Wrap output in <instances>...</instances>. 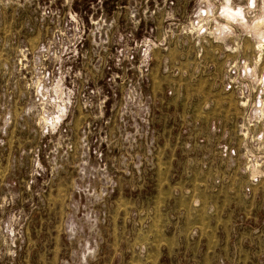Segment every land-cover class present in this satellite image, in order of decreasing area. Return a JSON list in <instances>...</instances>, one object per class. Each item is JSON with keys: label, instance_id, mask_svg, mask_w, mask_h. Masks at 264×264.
Masks as SVG:
<instances>
[{"label": "rangeland", "instance_id": "obj_1", "mask_svg": "<svg viewBox=\"0 0 264 264\" xmlns=\"http://www.w3.org/2000/svg\"><path fill=\"white\" fill-rule=\"evenodd\" d=\"M0 264H264V0H0Z\"/></svg>", "mask_w": 264, "mask_h": 264}]
</instances>
